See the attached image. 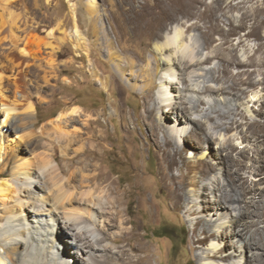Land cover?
<instances>
[{
	"label": "rangeland",
	"instance_id": "rangeland-1",
	"mask_svg": "<svg viewBox=\"0 0 264 264\" xmlns=\"http://www.w3.org/2000/svg\"><path fill=\"white\" fill-rule=\"evenodd\" d=\"M77 1L18 0L14 7L0 9V24L7 26L13 19L21 28L25 24L24 27L38 24L41 37H45L54 28L47 26L46 15L58 22L71 23L70 10ZM109 1L94 0L90 13H86L114 42L109 18L117 17L124 7L132 6V0H111L112 8L107 5ZM144 1L152 2L135 0L136 5ZM183 2V12L177 13V19L167 24L163 34L173 37L181 31L185 43L194 47V55L202 60L200 64L172 77L165 74L166 57H163L160 67L156 69L155 76H158L154 78L151 98H148L144 85L149 79L140 69L146 68L154 55L159 58L154 44L148 47L147 60L124 69L119 56L120 60L111 59L108 52L98 50L96 43L92 47L94 55L88 61L76 47L78 33L68 28L66 33L71 36L60 35V49L53 58L54 70L46 67L44 73L36 71L26 77V94L35 108V124L33 128H24L20 135L31 132L40 143L43 142L41 148L27 149L28 156L50 150L49 153H53L65 170L63 153L69 152L62 150V139L59 142V135L53 131L41 135V128L50 127V122L60 115L69 114L74 108L92 117L103 111L106 116H100L98 124L106 126L109 141L100 146L104 153L101 167L112 177H117L122 187L135 184L136 188H132L135 193L131 194L130 203L117 208L105 205L103 215L96 222L100 229L113 236L121 226L130 228L132 224L126 223V219H133L143 253H149V264H260V248L239 254L237 246L240 236H236L235 232L236 229L242 230L243 234L246 233V241L256 243L260 241L259 234L264 229V0H245V3L238 5H233L238 0ZM13 34L27 41L33 33L14 30ZM90 40L96 41L95 38ZM159 42L163 43L164 39ZM45 51L48 53L51 50ZM45 56L48 60V55ZM75 56L82 58L74 60ZM3 58L0 57V65L6 64ZM29 60L32 64H38ZM181 61L183 63L186 59L182 58ZM46 62L43 64L46 65ZM88 62L99 80L90 74ZM139 73L144 74L139 81L130 78L131 74ZM111 79L119 85L110 82ZM232 82L238 84L233 90L229 89ZM170 84L180 86L181 93L170 89ZM206 86L214 91H205L203 88ZM11 95L9 93L7 96L12 98ZM0 97L1 102L3 96L0 94ZM167 98L170 100L162 101ZM147 101L151 107H155L152 123L160 126L155 134L157 143L164 145L166 138L170 137L176 141L175 147L181 153L177 166L169 167L163 161L162 153L151 139L150 128L141 118ZM120 109L130 118L134 127L131 132L125 131ZM163 113L172 118H165ZM176 114H185L186 122L183 119L177 123L174 120ZM69 120L67 117L62 123L65 131L72 130ZM29 138L25 141H30ZM44 146L46 150L42 149ZM169 149L172 151L171 147ZM123 158L127 161L124 162ZM204 164L210 165L211 170ZM134 173H137L136 178ZM162 173L177 179L189 175L200 182L197 188L186 187L189 202L183 207L173 209L168 206L159 183ZM240 182H244L247 188V194L239 201L240 207L235 211L228 208L226 212L217 210L215 206L219 196L234 193L240 189ZM202 185L205 188L200 191ZM141 190L145 196L139 194ZM97 195L103 196V193ZM102 200L106 202L105 197ZM149 205L156 213L153 219L148 216ZM116 211L121 213L117 214ZM238 211L244 214L237 223L234 215ZM206 222H210L212 229L220 233L201 245L195 240L194 229ZM168 227L179 234L185 232V240L162 236ZM57 238L63 245L72 247L71 243L66 242L67 237L59 233ZM103 245L110 246L113 251L118 250L109 241ZM213 252L217 253V258L212 257ZM66 258L70 264L74 263L70 257Z\"/></svg>",
	"mask_w": 264,
	"mask_h": 264
},
{
	"label": "bare ground",
	"instance_id": "bare-ground-1",
	"mask_svg": "<svg viewBox=\"0 0 264 264\" xmlns=\"http://www.w3.org/2000/svg\"><path fill=\"white\" fill-rule=\"evenodd\" d=\"M17 1L0 0V9L14 7ZM86 1V4L79 0L71 4V23L58 22L46 15L47 26H54V28L45 37H41L42 31L39 30L38 24L24 27L25 24L21 28L15 19L11 20L7 26L0 24V57L3 56L6 63L0 65V94L3 96L0 102V264H70L67 256L74 260L73 264H149V253H143L139 231L133 219H126V223L132 224L130 228L121 226L118 233L113 236L96 224L97 219L103 215L105 205L117 208L130 203L131 194L134 192L132 188H136L135 184L122 187L117 177H112L101 167L104 153L100 146L109 141V135L106 126L98 123L99 117H105V113L101 111L99 115L92 117L74 108L69 114L60 115L50 122L49 129L45 126L41 128V135L53 131L59 135V142L62 139V150L69 152V154L63 153L66 161L65 170L60 167L53 153H49L50 150H46L45 146L42 149L45 148L44 150L48 152H34L28 156L27 149L41 148L43 142L40 143L31 132L20 135L24 128H33L35 124V108L30 96L26 94L28 85L26 77L36 71L44 73L46 67L50 69L55 67L53 58L60 49L58 47L62 40L60 35L71 36L66 33L68 28H73L78 33L76 47L82 51L88 61L94 55L92 47L93 43H96L99 46L98 50L103 53L108 52L111 59L120 60L121 58L124 69L147 60L148 47L154 44L155 51L160 55L159 58L154 55L153 59L149 60V64H146V68L141 67L140 70L145 75L141 73L130 75L133 81H139L142 75L149 79L144 85L148 98H151L150 93L158 76L155 74L163 57H166L165 74L172 77H175V73L179 74L200 64L202 60L194 55V47L185 43L181 31L173 37H165L163 34L167 24L177 19L178 12H183V0H152L151 3L144 1L139 5L132 0V6L124 7L117 17L109 18L114 42L105 30L87 16L86 12L90 13L94 0ZM110 1L107 5L112 8L114 5ZM241 3H245V0H238L233 5ZM14 30L33 34L25 41V38L14 35ZM91 38H95L96 41L91 42ZM162 39L164 42L160 43ZM46 49L51 51L47 53ZM45 55H48V60ZM81 58V56L73 57L74 60ZM182 58L186 59L183 63ZM29 59L37 61L38 64L30 63ZM44 62L46 65L43 64ZM88 65L92 77L99 80L90 62ZM117 71L120 72V69L117 68ZM82 81L85 82L84 77ZM100 82L103 84L102 80ZM110 82L119 85L114 79ZM237 86L236 82H232L229 89L233 90ZM168 87L178 94L182 91L180 86L174 84ZM203 89L214 91L207 86ZM7 93H12V98L9 97L10 95L7 96ZM166 100L170 99L162 101ZM148 103L147 101L144 105L141 118L150 128L151 139L162 153L163 161L168 163L169 167L177 166L181 153L175 147L176 141L170 137V139L166 138L164 145L157 143L155 134L160 126L152 123L155 107H151ZM157 107L163 112L159 105ZM119 113L126 125L125 131L131 132L130 118L121 109ZM163 114L165 118H172L166 113ZM67 117L70 119L68 123L72 128L71 131H65L63 128L65 126H62ZM183 119L186 122L185 114L181 116L176 114L174 118L177 123H181ZM27 137H30L28 142L25 141ZM123 160L127 161L124 158ZM204 166L211 170L210 165L204 164ZM133 175L137 177V173ZM159 183L165 192L168 206L173 209L181 208L189 202L185 194L186 187L197 188L200 185L197 179L189 175L180 176L177 179L166 173L160 175ZM238 186L240 189L234 193H222L219 196L215 206L217 210L226 212L228 208L235 211L237 207H240L239 201L247 194V188L244 187V182H240ZM203 188H205L203 185L199 187L200 191ZM102 193L103 196L97 195ZM139 194L145 196L142 190ZM104 197L106 202L102 200ZM191 209L192 207L188 210L191 211ZM147 211L149 218L153 219L156 213L152 205H149ZM116 213L119 214L121 211ZM243 214L244 212L238 211L234 215L235 222H240ZM263 231L261 230L259 234L260 241L251 243L246 241V233L243 234L242 230L236 229V236H240L237 246L239 254L260 248L262 250L259 254L260 264H264ZM59 233L67 237L65 240L71 243L72 247L59 242L57 238ZM219 233L212 229L210 222L194 229L195 240L201 245L212 236L218 237ZM106 241H109L111 246H117L118 250L113 251L110 246L103 245ZM217 256V253L213 252L212 257L217 258Z\"/></svg>",
	"mask_w": 264,
	"mask_h": 264
},
{
	"label": "trees",
	"instance_id": "trees-1",
	"mask_svg": "<svg viewBox=\"0 0 264 264\" xmlns=\"http://www.w3.org/2000/svg\"><path fill=\"white\" fill-rule=\"evenodd\" d=\"M162 236L168 237V238H182V240L186 238V233L181 232L180 234L174 229V228H165V232H163ZM184 244V242H183Z\"/></svg>",
	"mask_w": 264,
	"mask_h": 264
}]
</instances>
